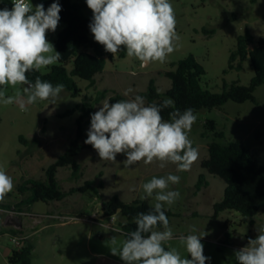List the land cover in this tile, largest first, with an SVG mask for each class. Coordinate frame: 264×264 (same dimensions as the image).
I'll use <instances>...</instances> for the list:
<instances>
[{
  "label": "rangeland",
  "instance_id": "obj_1",
  "mask_svg": "<svg viewBox=\"0 0 264 264\" xmlns=\"http://www.w3.org/2000/svg\"><path fill=\"white\" fill-rule=\"evenodd\" d=\"M41 1L44 0H30L34 8ZM170 3L175 10L179 40L165 62L141 67L135 57H129L127 53L121 57L120 50L112 59L106 58L103 71L94 76V85L73 77L79 89L75 97L64 89L54 103L38 100L23 112L15 103L7 106L0 103V167L12 177L14 184L13 190L1 201L10 208L0 209V232L6 231L0 234V264H9L7 258L11 250L17 248L9 230L19 232L14 236L18 240L33 245L31 264H126L119 255L111 253V247H120L125 240L118 227L119 217H103L101 202L117 195L124 202L141 199L153 206L155 193L144 199L142 185L153 177H165L170 173L178 175L180 182L170 184L168 190L178 191L180 196L171 206L165 205V209L173 213L169 220L173 239L164 245L166 250L176 248L182 258L191 259L180 243V237L205 232L201 243L204 255L211 258L206 264H237L235 252L264 229V211L253 218L251 225L249 219L234 211H224L213 217V205L223 198L225 183L200 166L208 155V143L212 138L211 133L205 137L201 135L206 120L216 123L217 129L224 133L225 141H241L260 163H264V84L254 92L256 103L228 101L220 108L195 114L197 119L189 139L198 150L199 158L188 171H177L176 165L171 163L161 168L158 161L152 164L140 161L125 166L126 155L123 153L117 154L115 162L104 161L93 147L86 148L76 157L79 171L73 173L67 167L58 168L56 178L65 192L82 186L85 181H92V188L85 193L69 194L59 202L16 206L25 198L17 193V186L27 179H43L44 170L75 138L76 121L83 113L82 108L84 111L91 108L80 140L85 144L91 115L102 107L107 97L116 92L128 100L133 99L147 89L150 80L159 92H165L171 82L163 73L174 69L172 64L190 54L205 70L201 80L204 89L220 92L224 83L249 84L253 77L249 61H244L242 69L237 71L228 69V59L237 37L246 30L254 37V42L264 37V0H170ZM85 13L92 21L91 9ZM63 28L64 24L59 22L55 32L47 33L52 45ZM89 38L94 39L92 33ZM53 65L39 71L47 73ZM66 69L70 72L71 63ZM17 87L22 89L24 86ZM128 89L132 91L125 96ZM14 91L9 87L7 94L12 95ZM104 91L107 92L106 99L95 102L97 94ZM68 110L74 112L61 117ZM200 175L205 176L208 186L197 191L195 186ZM100 183L102 188L96 190ZM193 227L197 230L195 233L191 231ZM156 230H163V227ZM226 233L230 234L227 240ZM112 237L116 238V245L110 243Z\"/></svg>",
  "mask_w": 264,
  "mask_h": 264
},
{
  "label": "clouds",
  "instance_id": "obj_2",
  "mask_svg": "<svg viewBox=\"0 0 264 264\" xmlns=\"http://www.w3.org/2000/svg\"><path fill=\"white\" fill-rule=\"evenodd\" d=\"M86 4L93 13L89 27L94 40L113 57L123 47L127 56L135 57L144 67L165 62L175 50L179 35L170 0H86ZM12 5L11 9L0 10V103L5 106L15 103L23 112L38 100L54 103L64 90L63 84L53 86L39 77L33 83L27 75L61 60V54L47 39V33L58 27L61 6L53 2L47 10L43 4L34 8L30 0H12ZM18 85L24 87L20 89ZM9 87L15 90L12 95L7 94ZM131 91L126 90L124 95ZM173 106L172 99L146 106L139 95L112 104L105 100L91 115L84 143L91 145L104 161L115 162L117 154L123 153L125 166L158 161L161 168L171 163L177 171H188L199 158L189 139L197 117L190 108L183 113L176 109L169 113L170 120L165 121L162 109ZM179 182L180 177L170 173L153 177L142 185L143 198L155 193V204L147 213L136 215V230L127 233L120 247H111L113 255H119L126 264H206L211 259L204 255L201 243L205 232L180 237L191 259L182 258L176 248L164 247L173 239L164 208L180 196L178 191L168 189L170 184ZM13 187L12 177L0 167V201ZM158 225L163 230H156ZM191 231L197 230L193 227ZM110 243L116 245V238L112 237ZM235 258L237 264H264V229L236 251Z\"/></svg>",
  "mask_w": 264,
  "mask_h": 264
},
{
  "label": "trees",
  "instance_id": "obj_3",
  "mask_svg": "<svg viewBox=\"0 0 264 264\" xmlns=\"http://www.w3.org/2000/svg\"><path fill=\"white\" fill-rule=\"evenodd\" d=\"M58 2L61 6L59 22L64 24V28L57 34L53 43L55 51L61 54V60L53 65L49 72L40 71L29 72L28 78L33 83L39 77L43 81H48L56 86L63 84L64 89L77 96L79 89L73 77L89 82L94 85V76L103 71L106 58L112 59L113 55L105 51L104 47L94 39H90V23L84 9L88 6L86 2H73L72 0H44L38 4H43L45 10L53 3ZM11 0H0V10L12 8ZM34 10V9H33ZM205 32V30H203ZM250 46H252L250 48ZM126 55V49L121 48L120 56ZM248 60L253 70V77L248 85H242L239 81L224 83L220 92H211L201 85L202 77L205 75L203 66L193 55L172 64L174 69L165 71L163 75L171 82L170 88L161 93L158 91L153 80H150L144 92L136 94L143 97L145 105H161L165 99H172L174 106L162 109L161 115L165 121L170 120L169 113L178 109L183 113L186 109H192L194 114L201 110L220 108L228 101L244 103L250 101L256 103L255 90L264 84V37L254 42V37L246 30L239 35L235 48L230 52L228 59V69L240 71L242 63ZM71 63L70 72L66 65ZM106 91L99 92L95 102L106 99ZM134 99V98H133ZM110 104L117 101L128 100L123 95L113 92L107 97ZM76 121V136L72 139L58 159L44 170L43 179H27L17 186V193L25 196L16 206L29 207L35 202H59L69 194L85 193L92 188V181H85L78 188H73L65 192L59 185L56 178L58 168L67 167L73 173H77L80 165L76 160L77 155L91 145L82 144L84 126L88 123L85 119L90 115L91 108L85 110ZM73 110H68L61 117L69 116ZM211 133V141L208 143V155L200 163L209 175L215 176L225 183L223 198L213 205V217L224 211H234L242 217L249 219L250 225L253 218L261 211H264V163H260L256 155L243 145L241 141H225L224 133L217 129L213 120H206L204 132L205 137ZM22 140V138H21ZM101 173L99 174V176ZM208 182L204 175L198 177L195 189L199 191L207 187ZM98 188H102V183ZM27 195V196H26ZM153 206L147 200L136 199L131 202L122 201L117 195L112 196L107 201L101 202V212L103 217H119L118 227L125 239L127 233L136 230L134 218L138 213H147ZM10 206L0 201V209L9 210ZM168 220L173 216L170 210L164 208ZM158 225L157 228H161ZM2 230L0 234H5ZM14 237L19 232L9 230ZM226 240L230 234L226 233ZM33 245L30 242L21 240L16 249L11 250L8 256L9 264H31Z\"/></svg>",
  "mask_w": 264,
  "mask_h": 264
},
{
  "label": "built area",
  "instance_id": "obj_4",
  "mask_svg": "<svg viewBox=\"0 0 264 264\" xmlns=\"http://www.w3.org/2000/svg\"><path fill=\"white\" fill-rule=\"evenodd\" d=\"M11 2H12V0H11ZM12 241H13V242L16 241V242H17L16 244H17V247H18L19 244H20V242H21V239L18 240L17 237H13Z\"/></svg>",
  "mask_w": 264,
  "mask_h": 264
},
{
  "label": "crops",
  "instance_id": "obj_5",
  "mask_svg": "<svg viewBox=\"0 0 264 264\" xmlns=\"http://www.w3.org/2000/svg\"><path fill=\"white\" fill-rule=\"evenodd\" d=\"M73 1V0H72ZM74 2V1H73ZM76 2H86V1H76ZM87 9H89L88 7L86 8V9H84V13H85V10H87ZM85 15H86V13H85ZM87 16V15H86Z\"/></svg>",
  "mask_w": 264,
  "mask_h": 264
}]
</instances>
